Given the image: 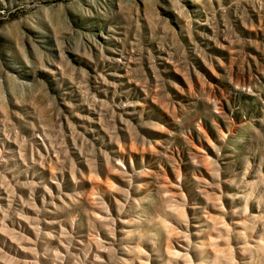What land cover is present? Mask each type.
<instances>
[{"label":"rangeland","instance_id":"rangeland-1","mask_svg":"<svg viewBox=\"0 0 264 264\" xmlns=\"http://www.w3.org/2000/svg\"><path fill=\"white\" fill-rule=\"evenodd\" d=\"M0 264H264V0H0Z\"/></svg>","mask_w":264,"mask_h":264}]
</instances>
